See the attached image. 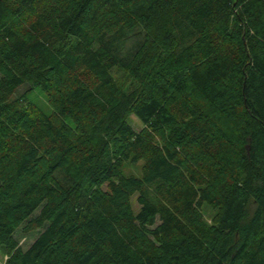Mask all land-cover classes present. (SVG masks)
I'll list each match as a JSON object with an SVG mask.
<instances>
[{
    "label": "trees",
    "instance_id": "trees-1",
    "mask_svg": "<svg viewBox=\"0 0 264 264\" xmlns=\"http://www.w3.org/2000/svg\"><path fill=\"white\" fill-rule=\"evenodd\" d=\"M0 254L264 264V0H0Z\"/></svg>",
    "mask_w": 264,
    "mask_h": 264
},
{
    "label": "rangeland",
    "instance_id": "rangeland-1",
    "mask_svg": "<svg viewBox=\"0 0 264 264\" xmlns=\"http://www.w3.org/2000/svg\"><path fill=\"white\" fill-rule=\"evenodd\" d=\"M40 101V104L43 105V107L45 108V110H48V106L45 103V100L40 98L38 99ZM130 124L133 127V129L135 131H139L141 129V123L138 121V119L135 117V115H132V117L130 118ZM127 175L134 173V174H138L137 176H139V169L133 168V169H128L127 170ZM135 208L138 210V206L135 205ZM16 239L19 241L20 246L24 249L27 250L28 248L31 247V245L33 244V242L36 240V238L38 237V233H32L29 235H26L22 229H20L19 231H17V233L15 234ZM7 260L6 256H3L2 254H0V264H5Z\"/></svg>",
    "mask_w": 264,
    "mask_h": 264
}]
</instances>
